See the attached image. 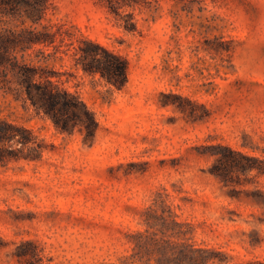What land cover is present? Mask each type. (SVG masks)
Instances as JSON below:
<instances>
[{"label":"rangeland","instance_id":"374dc122","mask_svg":"<svg viewBox=\"0 0 264 264\" xmlns=\"http://www.w3.org/2000/svg\"><path fill=\"white\" fill-rule=\"evenodd\" d=\"M155 1L126 8L135 32L93 5H52L37 24L22 1L0 12L15 32L74 25L128 63L122 89L85 74L60 39L0 65V123L32 138L0 156V264H126L163 217L223 264H264V0ZM28 71L76 96L94 132L68 113L63 131L26 102Z\"/></svg>","mask_w":264,"mask_h":264},{"label":"trees","instance_id":"16d2710c","mask_svg":"<svg viewBox=\"0 0 264 264\" xmlns=\"http://www.w3.org/2000/svg\"><path fill=\"white\" fill-rule=\"evenodd\" d=\"M20 1L30 7L27 18L34 24L40 23L45 18L48 8L52 5L56 9H68L73 12L93 5L99 7L102 12L107 11L113 14L116 20L115 25L120 24L129 32L138 30V21L133 12L125 11L126 8H158V3L155 0H0V12H4V8L12 5L13 2L18 3ZM59 2L63 3L62 7L59 6ZM66 24L51 23L44 26L43 30L40 31L24 29L20 32L11 31L0 24V65L11 56L19 45H22L23 51L35 44L54 46L56 49L58 47L56 42L60 39L61 43H66L78 68L81 67L85 74L91 76L100 74L108 84L117 89L125 87L128 81V63L121 53L99 40H93L76 26L73 25L72 28H68ZM25 34L28 35L25 36ZM224 45V43L216 44L214 49L216 51H229L230 49L224 48ZM35 75L36 73L33 71H28L25 76L26 84H22V87L17 89L18 93L23 94L26 102L30 101L37 110H44L48 113L56 126L64 129L63 131L69 128V120L63 117L68 113L86 125L90 132H94L95 121L86 110V106L76 96L61 89L50 80L46 83H36L34 81ZM0 125V156L7 150V143L15 139H18V142L23 145L32 143L30 133L28 131L23 132L25 129L6 122L0 123ZM163 219L160 233L147 230L135 235L133 253L126 258V264L226 263L227 258L223 252L189 241L186 238L188 234L183 223L173 219L171 225L165 217Z\"/></svg>","mask_w":264,"mask_h":264}]
</instances>
